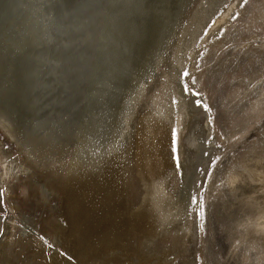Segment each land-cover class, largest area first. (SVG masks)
<instances>
[{
    "label": "rangeland",
    "instance_id": "1",
    "mask_svg": "<svg viewBox=\"0 0 264 264\" xmlns=\"http://www.w3.org/2000/svg\"><path fill=\"white\" fill-rule=\"evenodd\" d=\"M78 1H61L59 12L64 13L68 10L82 16ZM147 1L149 4L146 5L144 0H132L130 6L127 2L120 3L118 7L110 4L112 12L107 8H100L97 15L102 17V23L97 24L95 16L87 19L91 20L94 29L96 26L95 30H104L105 38L111 43L106 45L104 38L103 41H99V47H96V44L93 47L91 37L85 47H89L87 58L89 57V63L93 61L91 65L93 63L98 65L106 58L105 55L113 52L116 61L118 60L120 67L125 70L124 80L129 83L128 92L125 91L120 97L119 104H116L117 101L113 103L115 112L114 114L109 112L110 117L106 116L103 126L107 133L113 135H120V132L126 131L125 137L122 138L123 141L126 139L125 145L135 131L132 138L135 161L131 159L130 188L128 184L121 203L131 209L133 219L134 216H138L142 206H147L145 201L148 194L150 195V190L154 194L155 189L156 195H159L156 199H159L158 202L165 205V208L172 202L174 204L179 193H187V199L185 198L179 207L182 212L180 220L171 224L172 226L159 227L157 229L159 233L152 238L149 235L137 234L140 233V228L132 227L126 256L120 251L104 254L98 244L88 247L84 257L89 256L90 260L84 259L81 254L75 253V250L72 251L70 241L66 240L62 233L68 227L63 218L59 198L49 191L47 184V170L50 166H41L40 170L30 167L31 170L27 167L29 164L23 163L20 159L23 137L29 128L24 125L25 123L18 127L16 120L19 109L26 99L23 101L22 84L19 82V75L15 74V67L7 64L3 73L4 91L7 87L6 82L12 78L17 81L15 85L18 83V86L12 96L7 89L8 91L3 93V97H6L3 99L0 97V123L6 127L5 131L0 128V190H3L0 202V229L4 230V236L0 239V264H254L252 256H256L260 261L264 260V110L257 114L258 116L252 111L260 91L264 90V14L261 15L264 11V0H248L244 8L238 7V0L230 2L190 0L189 5H185V0H182L178 9L183 13L177 10L178 15L174 20L172 16L175 15H171L168 0ZM225 3H228L226 8ZM0 9L2 10V7ZM237 11L240 15L233 20L231 15ZM137 29L141 30V33H136ZM221 30L223 35L220 34ZM114 45L116 47H113ZM127 50L129 51L126 52ZM179 52L182 53L178 57ZM185 71L188 72V76L183 75ZM151 74L152 80L141 98L142 101L133 105L139 82L141 81V84ZM185 87L190 91H198L200 95L193 97L185 94L183 92ZM173 99L178 107L171 103ZM4 100L15 103L16 112L14 109L11 112L6 111L9 103ZM194 100L206 103L210 111L197 109L192 103ZM26 102L29 106V102ZM170 105H175L180 110L178 114L181 121L176 130L178 154L183 168L182 172L174 171L167 180L165 188L172 199H165L167 194L163 193L159 186L150 188L152 182L148 183L146 182L148 178H144L142 147L146 153L143 141L148 130H145V120L156 119L157 108ZM147 116L149 118L146 119ZM209 119L212 121L211 124ZM90 129L92 130L91 126ZM216 144H220L221 147L217 148ZM61 148L55 153L46 152L45 161L51 156L57 159L64 158L69 148L72 150L69 144ZM205 151L209 156L203 155ZM216 155L221 157V161L212 167L210 159ZM104 158L105 156L96 164H101ZM94 165L85 164L82 165L84 168L81 167L83 169L91 167L92 170ZM205 169L213 175L206 176ZM185 186L186 188H183ZM130 189L133 192H128ZM198 189L203 193L205 203L203 221L196 215L199 211L198 206L190 203L191 196L195 195ZM160 196L161 200H164L161 201ZM176 208L174 204L170 212L176 214L178 209ZM158 215L155 213L159 218ZM51 217L59 219L60 226L56 230L50 226L47 231L49 224L45 223ZM156 217L148 216L152 221H156ZM145 218L142 217L143 220ZM153 228L152 230H155ZM41 236L44 240L40 239ZM49 243L53 247H48ZM61 251L64 253L63 256L60 255Z\"/></svg>",
    "mask_w": 264,
    "mask_h": 264
},
{
    "label": "bare ground",
    "instance_id": "2",
    "mask_svg": "<svg viewBox=\"0 0 264 264\" xmlns=\"http://www.w3.org/2000/svg\"><path fill=\"white\" fill-rule=\"evenodd\" d=\"M189 1L190 0H185V5H189L188 4ZM1 2H0L1 3L0 8L2 7V10L0 9L1 10L0 38H2L5 42L4 66L10 64L11 66L15 67V72H16L15 74L19 75V82H21L22 84L21 94L23 95L22 97L23 101L26 99L24 101L26 104L24 103L22 105V108L19 109V112L17 111L18 114L16 120L18 122L17 124L18 127H21V125L25 123L24 125H26L29 128V131H27L25 133V136L23 137L24 143L21 144L23 148H21L20 150L22 154L20 155L21 156L20 159H22L23 163L27 162L29 164L27 165L29 169H31L30 167H32L33 169L36 168V170H40L41 166L43 167L44 165H47V167L50 166L49 169L47 168L48 177L46 178L47 184L49 185L50 188V190L49 188L48 190L50 192H53L59 198L60 207L63 212V218L64 220H66L68 227L67 230H64V232L62 233H64V238H66V240L68 239V241H70L71 243V247L73 250L69 248L70 250L72 251L75 250V253H77L78 255L81 254L84 259L89 258L88 260H90L89 256L84 257L85 253L87 252V249H89L88 247L90 245L92 247L93 246L92 244L95 245L98 244L100 246L101 252H103L104 254H110L120 251L124 253L123 256L124 255L126 256L128 238L129 236H132V232H133L132 227L136 226L137 229L140 228L141 231L140 233L137 234H145L147 236L149 235L152 238L153 236H155L156 233L157 234L159 233L157 232V229L159 227L162 226L164 227V225H166L167 227L172 226L171 224L180 220L182 212H180L179 207L181 206V203L185 201V198L187 199V193L186 194L179 193L177 199L174 200V204L178 208V209L176 208L177 212L176 214L174 213L175 214L174 215L170 212L172 206H174L173 202L169 204V207L167 206L165 208V205H163L160 201L158 202L159 199L158 200L156 199L157 196L159 195H156L155 189H153L155 194L154 196L152 190L148 188L152 192V195L151 192H149L150 195L148 194V198L145 201L148 207L147 206L144 207L145 205L142 206V209L138 211V216L137 217L134 216L132 219L131 209L128 208L127 206H124L121 203V201L122 199L124 200L123 197L124 191L125 188L127 189L128 184L130 188L129 178H131V171H132L131 159L132 161H135V147H133L134 145L132 143L133 141L132 138L133 135L135 134V131L133 132V134L131 133L132 136L129 139L130 141L125 145L124 143L126 139L123 141L122 138L123 136L125 137L126 131L120 132V135L119 134L113 135L110 134V132L107 133L106 130H104L105 128L103 127L106 116L110 117V115H108L109 112L110 114L111 113L114 114L115 112L113 103L117 101L116 102L117 104L120 97L123 96L124 92L128 90L129 83L124 80L126 78L124 68L120 67V64H118L117 62L118 60L116 61L113 52H110L108 55H105L106 58H104L101 62H99L98 65L95 63L91 65L93 61L91 60L92 62L89 63L88 60L89 57H88L80 65L79 68L80 73L79 72L77 73L76 78L71 80L68 79L65 76L63 66L60 63L61 57L64 56V51L60 47V45L64 43V34L61 32L60 29L65 24L66 21L69 20L75 21V19L70 15L68 10H67L68 13L59 12L61 7L60 0H7V1L2 0ZM181 2L182 0H168L170 6L169 8L171 9V15L172 14L175 15L174 17L172 16L173 20L178 15L177 10L178 12H180L178 6ZM129 3L132 4L131 2H127V5ZM144 4L145 5L149 4V2L147 0L146 1L144 0ZM62 5H64V2ZM113 5H116V7H118L117 4H113ZM121 8H123V6L120 7L119 9L121 10ZM262 14H264V11L261 13V15ZM88 19H82V18L80 19V21H83L81 23L83 24L84 27L85 37L88 41L91 40L90 38L92 37L93 38V41H91L92 46L95 47L97 45L96 47H99V41H103V39L106 36L104 34L105 31L103 30L104 31L103 32L100 29L95 30L96 26L94 29L93 28L94 25L92 24V22H90L91 20ZM157 19L159 18L157 17ZM76 22L79 21L77 20ZM189 27L190 26H188V28ZM188 28L185 29L187 30ZM138 32L141 33V30L139 31L137 29L136 33ZM152 37L154 38L155 35L154 36L152 35ZM105 40H106L105 43L106 45L111 43L106 38ZM81 43L83 45V42ZM145 46L147 45L145 44ZM113 47L116 46L114 45ZM138 47H140V45ZM128 51L129 50H127L126 52ZM180 53L182 52L178 53V57L180 56ZM18 56L26 58L25 62L20 65L19 70H17ZM127 63L129 62L127 61ZM130 78L131 77H129V79ZM151 80H152V74L141 84H140L141 81L139 80L140 81L139 87L134 96L133 105L135 103H138L141 100V98L144 96L146 92V88L150 84ZM16 82L17 81H15V79L13 78L11 80H8V82H6L7 87L5 91L9 89L10 91L9 95L11 96L18 86V83L17 85H15ZM125 83L127 84L125 85ZM14 96L15 95H13V97ZM0 97H2L1 99H3L6 96L3 97L2 95ZM6 101L9 103V106L6 105L7 106L6 111L11 112V110L14 109L16 112L15 109L16 106L14 105L15 103L10 102L9 100ZM26 101L29 102L30 104L29 106L27 105ZM175 105H170L168 107L166 106L158 107L155 113L156 119L145 120L146 127L144 126L145 130L146 129L148 130V132L146 131L147 132L146 138L143 136L144 137L143 142H145V146H146L145 150H147L146 153L144 151V147H142V153L144 152L142 156L143 157L142 164L145 169V171L143 172L145 173L144 178L146 179L148 178L146 182L148 183L152 182V187L149 185L150 188H154V186L156 188L157 186H159V188L163 190V193L167 194L165 199H172L170 198L169 192H167L168 190L165 188V184H167L166 183L168 182L167 180L171 178L172 174L175 171V162L171 157V151H170L171 129L173 127L175 129L179 127L181 121V116L178 114V111L180 110H178L177 108L178 106L176 105L177 106L176 107ZM152 110L153 109H151V111ZM263 110H264V90L260 91V96L257 99V103L252 108V111L256 113V116H258L257 114L261 113ZM109 117H107V119ZM147 118L149 117L147 116L146 119ZM90 126L92 130L90 129ZM0 128L5 131L6 127L4 126V124L0 123ZM67 144H69L72 147V150H70L69 148L68 150L69 152L68 154H66V157L57 159L54 158V156L53 157L51 156L48 161H45L46 152L55 153L59 150V148H61L63 145L66 146ZM65 148L67 149L68 147ZM103 156H105V158L102 160V163L101 164L98 163L97 165L96 162L99 161ZM85 164L89 166H93L94 164H96V167L94 165V168L92 170H90L91 167L90 169H83L84 167L82 165ZM6 168L7 167H5V169ZM85 168L88 167L85 166ZM157 172H159L158 175ZM43 176L44 175L42 174V177ZM183 188H186V186ZM128 192H133V191L132 189H130L128 190ZM127 196L128 194L126 191L125 192L126 199ZM152 196H154V198ZM161 196H160V200L162 198ZM130 198L132 199V195ZM166 202L168 201L166 200ZM155 213H157V215L159 214L158 215L159 218L155 216ZM148 216L151 218L156 217L155 218L156 221H152L151 219L148 218ZM142 217L143 218L147 217L149 220L147 218L143 220ZM58 220L59 219H57L56 217L48 218L47 223L45 224H49V226L46 228V230L50 226H52L51 228H54V230H56L60 226L58 225L59 222ZM134 221L136 222L134 223ZM152 227H154L155 230H152ZM250 251H248L249 255H250ZM243 253L246 254L247 252H243ZM91 256H93V254ZM114 259L117 260L118 258H114ZM251 259L253 260L254 264H264V260L260 261L259 259L256 258V256H252Z\"/></svg>",
    "mask_w": 264,
    "mask_h": 264
},
{
    "label": "snow or ice",
    "instance_id": "3",
    "mask_svg": "<svg viewBox=\"0 0 264 264\" xmlns=\"http://www.w3.org/2000/svg\"><path fill=\"white\" fill-rule=\"evenodd\" d=\"M124 2H132V0H79V6L82 11V19H87L95 16V20L97 24L103 22L102 17L97 15L100 8L104 7L111 12L110 4H120ZM230 2V0H229ZM248 4V0H238V7L244 8ZM228 7V3H225V8ZM239 12L237 11L232 15V19L236 20L239 17ZM61 32L64 34V43L60 45L61 49L64 51V56L61 57L60 63L63 66L64 74L68 79H75L77 73L79 72L80 65L83 61L87 59L88 50L84 45H87L88 40L85 37V31L82 23L69 20L66 21L65 24L61 27ZM206 34V33H205ZM221 35L223 32L221 30ZM83 42V45L82 43ZM4 46L5 42L2 38H0V96L4 93V82H3V73H4ZM26 58L17 57V70L20 69V65L24 63ZM199 66V65H197ZM184 76H188V72L185 71L183 73ZM185 94H190L193 97H198L200 93L198 91H190L189 88L185 87L183 89ZM173 104H176V101L173 99ZM192 103L195 105L197 109H203L204 112H209V106L206 103H203L200 100H194ZM209 123L212 121L209 119ZM171 157L175 162V171L182 172L183 165L179 159V149H178V139H177V130L173 127L171 129ZM217 148H220V144H216ZM204 156H209V153L205 151L203 153ZM221 161V157L216 155L214 158L210 159V166L215 167L218 162ZM204 174L208 177L213 175L212 172L207 171L205 169ZM223 182V181H222ZM3 190H0V202H2ZM191 205L198 206L199 211L196 213L201 219V221L205 218V203L203 193L197 190L195 195H192L190 198ZM203 230V228H201ZM4 236V230L0 229V239ZM41 240H44V237H40ZM48 247H53L51 243L48 244ZM60 255H64L61 251Z\"/></svg>",
    "mask_w": 264,
    "mask_h": 264
},
{
    "label": "water",
    "instance_id": "4",
    "mask_svg": "<svg viewBox=\"0 0 264 264\" xmlns=\"http://www.w3.org/2000/svg\"><path fill=\"white\" fill-rule=\"evenodd\" d=\"M61 1H63V0H60V2H61ZM69 13H71V12H69ZM70 15L75 19V21L78 20L79 23L83 22V21H80V19H81V17H82V16H80V14H78V13L75 12V13H71Z\"/></svg>",
    "mask_w": 264,
    "mask_h": 264
}]
</instances>
